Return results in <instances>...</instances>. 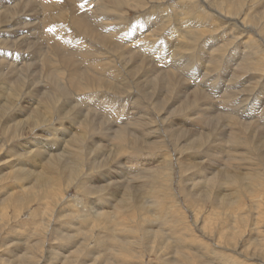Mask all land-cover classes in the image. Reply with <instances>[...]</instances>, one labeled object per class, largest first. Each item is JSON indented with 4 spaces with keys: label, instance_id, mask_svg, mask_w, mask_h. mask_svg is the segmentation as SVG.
Masks as SVG:
<instances>
[{
    "label": "rangeland",
    "instance_id": "rangeland-1",
    "mask_svg": "<svg viewBox=\"0 0 264 264\" xmlns=\"http://www.w3.org/2000/svg\"><path fill=\"white\" fill-rule=\"evenodd\" d=\"M31 1L0 0V264H264V0Z\"/></svg>",
    "mask_w": 264,
    "mask_h": 264
},
{
    "label": "bare ground",
    "instance_id": "bare-ground-1",
    "mask_svg": "<svg viewBox=\"0 0 264 264\" xmlns=\"http://www.w3.org/2000/svg\"><path fill=\"white\" fill-rule=\"evenodd\" d=\"M29 1V0H28ZM31 1V0H30ZM111 1V0H110ZM17 2H19V1H17ZM16 1H15V3H17ZM26 2V1H25ZM10 3V2H9ZM29 3V2H28ZM31 3H32V1H31ZM114 3H116V4H118L117 2H114ZM25 4V3H24ZM26 5H28L27 3H26ZM97 5V4H96ZM11 6V5H10ZM9 6V7H10ZM18 6H19V4H18ZM23 6V5H22ZM29 6V5H28ZM95 6V5H94ZM114 6V5H113ZM8 7V8H9ZM12 7V6H11ZM10 7V9H12V8H14V6L11 8ZM96 7V6H95ZM21 7H19V9H20ZM25 8H27V6H25ZM24 8V6H23V8L22 9H25ZM98 8V7H97ZM113 8V7H112ZM21 9V10H22ZM29 9V8H28ZM34 9V8H33ZM16 10H17V7H16ZM27 10V9H26ZM31 10V9H30ZM30 10H29V12H30ZM7 11H9V10H7ZM20 11V10H19ZM95 11H97V9H95ZM6 12V11H5ZM33 12V11H32ZM92 13V12H91ZM100 13V12H99ZM5 13H4V11H3V15H4ZM16 14V13H15ZM24 15H25V10H24V13H23ZM22 14V15H23ZM33 14V13H32ZM48 14H49V12H48ZM18 15V14H17ZM20 15V14H19ZM21 15V16H22ZM22 16V17H27L26 15L25 16ZM28 16H29V14H27ZM47 15V14H46ZM105 15V14H104ZM14 16H16V15H14ZM53 16V15H52ZM63 16V15H62ZM108 16H110V15H108ZM198 16V15H197ZM8 17V16H7ZM3 17H1V19H2ZM6 18V17H5ZM15 19H19L21 22L23 21V19L21 18V17H18V18H16V17H14ZM13 18V16L12 17H10V19H8V24L13 28V27H15L16 26V24L17 23H10L11 21H13L12 19H14ZM14 19V20H15ZM60 19H61V17H60ZM95 19V18H94ZM185 19V18H184ZM2 21V20H1ZM0 21V22H1ZM76 21V20H75ZM174 21V20H173ZM184 21V20H183ZM182 21V22H183ZM3 22V21H2ZM106 22H108V21H106ZM193 22H194V24L196 23L194 20H193ZM4 24H5V22H3ZM83 23V24H82ZM81 24H82V26L84 27V31H83V34L85 35L86 34V27H87V22H82ZM206 23V22H205ZM30 24V23H29ZM154 24V23H153ZM3 25V24H2ZM73 25V24H72ZM110 25V24H109ZM192 25H193V23H192ZM197 25V24H196ZM24 26V25H23ZM57 26V25H56ZM101 26V25H100ZM150 26H151V24H150ZM190 26V25H189ZM51 27H53L56 31L54 32V31H51V33H53V34H51V37H53V39H54V37H55V39L57 40V39H59L61 42H64V43H71L72 44V46L71 47H73V49L72 50H75L79 55H80V57H81V54L82 53H84V58H85V61H87V56H86V53H88V52H85L86 51V47H84V44L81 42L82 41V39L80 38H78V39H76V38H73V33H72V36H69V35H67L66 34V31H65V34L63 33V32H58V30L54 27V26H52V25H50V28ZM60 27V25H58V28ZM110 27V26H109ZM153 27V26H152ZM220 27V26H219ZM12 28H7V29H5V30H3L5 33H6V35L7 34H11V30H12ZM23 28V27H22ZM49 28V27H48ZM49 28V29H50ZM69 27H67V26H64V25H62V29H65V30H68V32L70 31L69 29H68ZM20 29H21V27H20ZM25 29V28H24ZM23 29V30H24ZM29 29V28H28ZM71 29V28H70ZM197 29V28H196ZM196 29H192V31L195 33L196 31ZM22 30V29H21ZM26 30V29H25ZM51 30V29H50ZM72 30V29H71ZM76 30V29H75ZM218 30V29H217ZM120 31V30H119ZM191 31V30H190ZM236 31V30H235ZM25 32V31H24ZM67 32V33H68ZM71 32V31H70ZM92 32V34L94 33L93 32V30L91 31ZM98 32V31H97ZM197 32H198V30H197ZM221 32V31H220ZM17 33H19V32H17ZM29 33V32H28ZM112 33V32H111ZM2 33H0V35H1ZM16 34V32L15 33H12V35H15ZM69 34V33H68ZM193 34V33H192ZM200 34V33H199ZM93 35H95V36H98L97 35V33H96V31H95V34H93ZM147 35H149V34H147ZM194 35V34H193ZM2 36H4V34H2ZM20 36V35H19ZM19 36H18V39H19ZM27 36V35H26ZM50 36V35H49ZM94 36V37H95ZM187 36V35H186ZM196 36V35H195ZM200 36V35H199ZM219 36V35H218ZM234 36V35H233ZM22 37V36H21ZM89 37V36H88ZM107 37V36H106ZM146 37V36H145ZM149 37V36H148ZM197 37V36H196ZM4 38H5V36H4ZM96 38V37H95ZM98 38V37H97ZM110 38V37H109ZM188 38V37H187ZM29 39V38H28ZM27 39V40H28ZM103 39L105 40L106 38H104V37H101V41H103ZM190 39H192L191 37H190ZM5 40V39H4ZM22 40V39H21ZM25 40V39H24ZM108 40H110V39H108ZM107 40V41H108ZM193 40V39H192ZM195 40V39H194ZM189 41V40H188ZM59 42V41H58ZM25 43V42H24ZM27 43V42H26ZM50 43V42H49ZM113 43V42H112ZM141 43H142V41H141ZM66 44H65V46H66ZM4 45V44H3ZM2 45V46H3ZM179 45V44H178ZM188 45H190L191 46V44H188ZM51 46V45H50ZM90 46H91V43H90ZM152 46V45H151ZM190 46H188V47H190ZM6 47V46H5ZM20 47V46H19ZM153 47V46H152ZM13 48V47H12ZM17 48H18V46H17ZM22 48V47H21ZM91 48V47H90ZM254 48V47H253ZM4 49V48H3ZM24 50H25V47H24ZM3 51V50H2ZM10 51H12V50H10ZM40 51V50H39ZM5 52V51H4ZM8 52V51H7ZM13 52V51H12ZM21 51H19V53H20ZM27 52V51H26ZM90 52V51H89ZM185 52V51H184ZM188 52V51H187ZM1 53V52H0ZM13 53H15V52H13ZM23 53V52H22ZM256 53V52H255ZM3 54V53H2ZM25 54H27V53H25ZM29 54V53H28ZM76 54V53H75ZM5 55V54H4ZM17 55V54H16ZM62 55V54H61ZM189 55V54H188ZM7 56H8V54H7ZM29 56V55H28ZM183 56V55H182ZM181 56V54H180V56L179 57H182ZM19 57V56H18ZM183 57H185V55L183 56ZM212 57V56H211ZM218 57V56H217ZM249 57V56H248ZM23 58V57H22ZM21 58V59H22ZM162 58V57H161ZM247 58V57H246ZM6 59H7V57H6ZM25 59H27V57L25 58ZM177 59H178V57H177ZM248 59V58H247ZM262 59V58H261ZM165 60V59H164ZM180 60V59H179ZM12 61H13V59H12ZM15 61H17L16 59H15ZM14 61V62H15ZM21 61V60H20ZM182 61V60H181ZM184 61V60H183ZM213 61V60H212ZM217 61H218V58H217ZM256 61V60H255ZM17 62H19V60L17 61ZM88 62V61H87ZM92 62V61H91ZM249 62V61H248ZM11 63H13V62H11ZM27 63V62H26ZM216 63V62H215ZM218 63H220V62H218ZM17 64V63H16ZM15 64V65H16ZM25 64V63H24ZM96 64V63H95ZM151 64V63H150ZM186 66H188L187 64H186V62L184 63ZM202 64V63H201ZM88 65V64H87ZM124 65V64H123ZM147 65V64H146ZM153 65V64H152ZM24 66V65H23ZM97 65H95V67H96ZM179 66H181V65H179ZM249 66V65H248ZM19 67H22L21 65L19 66ZM90 67V66H89ZM98 67V66H97ZM132 67V66H131ZM167 67V66H166ZM183 67H185V66H183ZM189 67V66H188ZM240 67H241V65H240ZM91 68V67H90ZM107 68V67H106ZM19 69V68H18ZM17 69V70H18ZM97 69V68H96ZM96 69H94V70H96ZM175 69V68H174ZM173 69V70H174ZM184 69V68H183ZM186 69H187V67H186ZM189 69V68H188ZM178 70V69H177ZM241 70V69H240ZM98 71V70H97ZM196 71V70H195ZM80 72V71H79ZM166 72V71H165ZM176 72V71H175ZM197 72V71H196ZM244 72V71H243ZM51 73V72H50ZM92 73V72H91ZM129 73V72H128ZM174 73V72H173ZM178 73V72H177ZM183 73V72H182ZM93 74V73H92ZM169 75H170V73H168ZM204 74V73H203ZM241 74V73H240ZM95 75V74H94ZM98 74H96V76H97ZM200 75V74H199ZM206 75V74H205ZM31 76H33L32 74H31ZM173 76V75H172ZM172 76H171V79H172ZM185 76V75H184ZM30 77V76H29ZM28 77V78H29ZM100 77V76H99ZM168 77V76H167ZM199 77V76H198ZM233 77V76H232ZM21 78V77H20ZM93 78V77H92ZM97 78H98V76H97ZM113 79H115V78H113ZM169 79V78H168ZM179 79V78H178ZM233 79H235V77L233 78ZM15 80V79H14ZM23 80V79H22ZM96 79H94V81H95ZM20 81H21V79H20ZM23 81H25V79L23 80ZM113 81V80H112ZM169 81H171V80H169ZM177 81V80H176ZM180 81V80H179ZM200 81V80H199ZM26 82V81H25ZM24 82V83H25ZM55 82V81H54ZM84 82V81H83ZM97 82H99L98 80H97ZM164 82V81H163ZM172 82V81H171ZM178 82V81H177ZM181 82H182V80H181ZM20 83H22V81L20 82ZM86 83V82H85ZM88 83H89V81H88ZM94 83V82H93ZM107 83V82H106ZM123 83V82H122ZM208 83V82H207ZM84 84V83H83ZM174 84V83H173ZM183 83H181V84H178L179 86L180 85H182ZM229 84V83H228ZM53 85V84H52ZM97 85V84H96ZM177 85V86H178ZM20 86H22V84L20 85ZM82 86V85H81ZM88 86V85H87ZM110 86V85H109ZM171 86V85H170ZM176 86V87H177ZM244 86V85H243ZM62 87H63V85H62ZM205 87V86H204ZM8 88V87H7ZM59 88V87H58ZM129 88V87H128ZM179 88V87H178ZM211 88V87H210ZM246 88V87H245ZM176 89V88H175ZM47 90V89H46ZM46 90H43V91H46ZM79 90H81V89H79ZM118 90V89H117ZM249 90V89H248ZM54 91V90H53ZM57 91V90H56ZM62 91H64V88H63V90ZM82 91H85L84 90V87L82 86ZM194 91H195V89H194ZM18 92H20V91H18ZM26 92V91H25ZM59 92H60V90H59ZM66 92V89H65V91H64V93ZM179 92H181V91H179ZM183 92V91H182ZM26 93H28V92H26ZM47 93V92H46ZM51 93H52V91H51ZM62 93V92H61ZM174 93V92H173ZM185 93V92H184ZM190 93V92H189ZM192 93H195V92H192ZM192 93H190V94H192ZM203 93V92H202ZM206 93V92H205ZM211 93V92H210ZM49 94H50V92H49ZM59 94V93H58ZM183 94V93H182ZM197 94V93H196ZM204 94V93H203ZM237 94H238V91H237ZM17 95H18V93H17ZM43 95H44V92H43ZM178 95V94H177ZM180 96H181V94H179ZM184 95V94H183ZM229 95H232L231 93H229ZM46 96H47V94H46ZM45 96V97H46ZM65 96V95H64ZM221 96V95H220ZM228 96V95H227ZM234 97V96H233ZM237 97V96H236ZM49 97H47V99H48ZM224 98V97H223ZM227 98H229V97H227ZM189 99H191V97L189 98ZM230 99V98H229ZM232 99V98H231ZM234 99H236V98H234ZM254 99V98H253ZM50 100H52V102L51 103H53L55 100H53V98L51 99V97H50ZM102 100V99H101ZM134 100V99H133ZM173 100H174V98H173ZM222 100V99H221ZM258 100V99H257ZM46 101V100H45ZM45 101H42L43 103L45 102ZM189 101V100H188ZM228 101V100H227ZM230 101V100H229ZM228 101V102H229ZM235 101V100H234ZM191 102V101H190ZM205 102V101H204ZM222 102V101H221ZM224 102V101H223ZM227 102V103H228ZM231 102H233V101H231ZM256 102V101H255ZM261 102V101H260ZM225 103V102H224ZM239 103V102H238ZM244 103V102H243ZM46 104H48V102L46 103ZM66 104V103H65ZM153 104V103H152ZM230 104V103H229ZM257 104H258V101H257ZM183 105V104H182ZM185 105V104H184ZM187 105V104H186ZM185 105V107H187ZM213 105V104H212ZM236 105V104H235ZM42 106V105H41ZM41 106H40V108H41ZM62 106H64V104L62 105ZM180 106V105H179ZM223 106H225V105H223ZM227 106H228V104H227ZM231 106V105H230ZM240 106V105H239ZM263 106V105H262ZM30 107V106H29ZM33 107V106H32ZM184 107V106H183ZM211 107V106H210ZM226 107V106H225ZM254 107H258V106H256V104L254 105V103H250V102H247V103H244V104H242L241 105V107H240V109L238 110L239 111V113L240 114H242V115H247V114H251V113H253V111H254ZM35 108V107H34ZM227 108V107H226ZM234 108V107H233ZM27 109H28V107H27ZM73 109V108H72ZM71 109V110H72ZM230 109V108H229ZM262 109H263V107H262ZM8 110V109H7ZM70 110V109H69ZM231 110V109H230ZM247 112H246V111ZM216 111V110H215ZM64 112V111H63ZM77 112H78V110H77ZM224 112V111H223ZM231 112V111H230ZM246 112V113H245ZM262 112H264V111H262ZM79 113V112H78ZM140 113V112H139ZM206 113V112H205ZM256 113H259V111L257 112L256 111ZM35 114V113H34ZM95 114V113H94ZM227 114V113H226ZM239 114V115H240ZM75 116V115H74ZM73 116V117H74ZM78 116V115H77ZM206 116V115H205ZM231 116V115H230ZM249 116V115H248ZM264 116V115H263ZM33 117V116H32ZM244 117V116H243ZM75 118V117H74ZM83 118V117H82ZM246 118H248V117H246ZM210 119V118H209ZM24 120V119H23ZM46 120V119H45ZM70 120V119H69ZM193 120H195V119H193ZM212 120V119H211ZM42 121V120H41ZM146 122V121H145ZM149 122V121H148ZM19 123H21V122H19ZM44 123V122H43ZM76 123V122H75ZM79 123H81V121L79 122ZM83 123V122H82ZM87 123V122H86ZM166 123V122H165ZM22 125H23V123H22ZM140 125V124H139ZM250 125V124H249ZM251 125H252V123H251ZM264 125V124H263ZM28 126H30V125H28ZM84 126V125H83ZM133 126H135V125H133ZM256 126V125H255ZM22 127V126H21ZM8 128V127H7ZM124 128V127H123ZM112 129V128H111ZM188 129V128H187ZM133 130V129H132ZM154 130V129H153ZM245 130V129H244ZM243 130V131H244ZM122 131L124 132V135L123 134H121L122 133ZM126 130H125V128L124 129H120V132L121 133H119V134H117V138H116V136H115V138L120 142V140L121 141H125L126 139H124V136H127L128 134H127V131H129V130H127L126 132H125ZM152 131V130H151ZM152 132H154V131H152ZM151 132V133H152ZM154 133H156V131L154 132ZM236 134H237V132H235ZM105 135V134H104ZM155 136H157V135H155ZM178 136V135H177ZM73 137V136H72ZM71 137V138H72ZM232 137V136H231ZM126 138V137H125ZM196 138V137H195ZM237 139H238V137H236ZM114 139V138H113ZM165 139V138H164ZM169 139V138H168ZM201 139V138H200ZM229 139V138H228ZM143 141V140H142ZM157 141H158V139H157ZM235 141V140H234ZM126 142V141H125ZM230 142V141H229ZM237 142V141H236ZM32 142H30V144H31ZM76 143V142H75ZM233 143V142H232ZM263 143H264V141H263ZM39 144H41V143H39ZM119 144V143H118ZM38 145V144H37ZM58 145V144H57ZM111 145V144H110ZM115 145V144H114ZM230 145V144H229ZM231 145H234V144H231ZM240 145V144H239ZM58 146H60V145H58ZM132 146V145H131ZM150 146V145H149ZM155 146V145H154ZM122 148V147H121ZM162 148V147H161ZM23 149V148H22ZM33 149V148H32ZM70 149V148H69ZM141 149V148H140ZM77 150V149H76ZM114 150V149H113ZM73 151V150H72ZM72 151H70L71 152V154H72ZM119 151V149H117V152ZM130 151V150H129ZM40 152H42V151H40ZM70 152H69V155H71L70 154ZM74 152V151H73ZM111 152H113V151H111ZM116 152V151H115ZM234 152V151H233ZM239 152V151H238ZM237 152V153H238ZM25 153V152H24ZM77 153V152H76ZM38 154V153H37ZM40 154V153H39ZM74 154V153H73ZM72 154V155H73ZM78 154V153H77ZM113 154V153H112ZM239 154H240V152H239ZM129 155V154H128ZM232 155V154H231ZM242 155V154H241ZM55 157H56V155H54ZM53 156V157H54ZM77 156H79V155H77ZM76 156V157H77ZM113 156V155H112ZM69 157V156H68ZM74 157V156H73ZM240 157V156H239ZM77 158H79V157H77ZM52 159V158H51ZM107 159V158H106ZM20 160H22V159H20ZM109 161V160H108ZM249 161V160H248ZM67 162V161H66ZM65 162V163H66ZM68 163V162H67ZM135 163V162H134ZM133 163V164H134ZM137 163H138V161H137ZM193 163V162H192ZM164 164V163H163ZM160 166H161V164H160ZM18 167V166H17ZM158 169V168H157ZM162 169V168H161ZM144 170V169H143ZM162 171V173H164V171H163V169L161 170ZM156 172V171H155ZM160 173V172H159ZM201 173V172H200ZM147 175V174H146ZM150 175V174H149ZM149 175L147 176V177H149ZM159 175V174H158ZM40 176V175H39ZM143 176V175H142ZM141 176V177H142ZM151 176H152V174H151ZM146 177V178H147ZM38 178V177H37ZM41 178V177H40ZM40 178H38V180L40 179ZM43 178V177H42ZM152 178H154V177H152ZM151 177H150V179H152ZM45 179V178H44ZM154 180V179H153ZM144 181V180H143ZM147 181V180H146ZM139 182V181H138ZM157 182V181H156ZM259 182V181H258ZM206 187V186H205ZM136 191V190H135ZM211 193V192H210ZM118 211V210H117ZM119 214V213H118ZM104 217V216H103ZM107 219H108V217H107ZM257 222V221H256ZM114 238V237H113ZM112 238V239H113ZM115 243V242H114ZM100 244V243H99ZM103 244V243H102ZM118 245V244H117ZM109 246V245H108ZM53 248V247H52ZM104 248V247H103ZM108 248V247H107ZM78 249V248H77ZM110 249V248H109ZM76 250V249H75ZM112 250V249H111ZM74 251V250H73ZM77 251V250H76ZM71 253V252H70ZM78 253V252H77ZM50 258V257H49ZM68 264V263H67Z\"/></svg>",
    "mask_w": 264,
    "mask_h": 264
}]
</instances>
